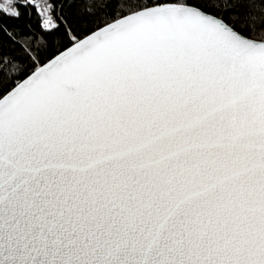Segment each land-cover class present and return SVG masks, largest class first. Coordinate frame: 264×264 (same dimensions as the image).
Segmentation results:
<instances>
[{
    "label": "snow or ice",
    "instance_id": "obj_1",
    "mask_svg": "<svg viewBox=\"0 0 264 264\" xmlns=\"http://www.w3.org/2000/svg\"><path fill=\"white\" fill-rule=\"evenodd\" d=\"M0 264H264V0H0Z\"/></svg>",
    "mask_w": 264,
    "mask_h": 264
}]
</instances>
